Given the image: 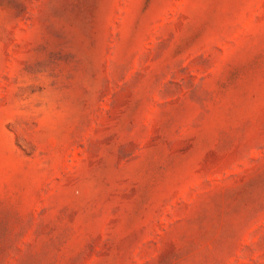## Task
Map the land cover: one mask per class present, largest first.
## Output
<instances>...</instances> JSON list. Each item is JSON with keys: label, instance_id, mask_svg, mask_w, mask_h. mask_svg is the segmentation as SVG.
<instances>
[{"label": "rangeland", "instance_id": "obj_1", "mask_svg": "<svg viewBox=\"0 0 264 264\" xmlns=\"http://www.w3.org/2000/svg\"><path fill=\"white\" fill-rule=\"evenodd\" d=\"M0 264H264V0H0Z\"/></svg>", "mask_w": 264, "mask_h": 264}]
</instances>
